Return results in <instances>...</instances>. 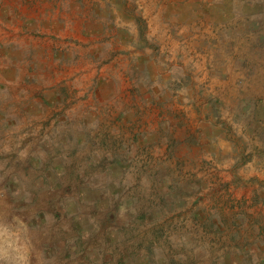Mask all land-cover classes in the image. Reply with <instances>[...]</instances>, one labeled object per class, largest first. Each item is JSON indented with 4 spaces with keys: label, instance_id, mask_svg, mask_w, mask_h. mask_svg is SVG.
Returning a JSON list of instances; mask_svg holds the SVG:
<instances>
[{
    "label": "rangeland",
    "instance_id": "obj_1",
    "mask_svg": "<svg viewBox=\"0 0 264 264\" xmlns=\"http://www.w3.org/2000/svg\"><path fill=\"white\" fill-rule=\"evenodd\" d=\"M0 264H264V0H0Z\"/></svg>",
    "mask_w": 264,
    "mask_h": 264
}]
</instances>
